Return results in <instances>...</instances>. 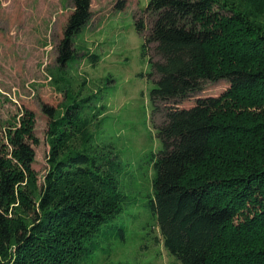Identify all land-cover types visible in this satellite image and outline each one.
<instances>
[{"label": "trees", "instance_id": "16d2710c", "mask_svg": "<svg viewBox=\"0 0 264 264\" xmlns=\"http://www.w3.org/2000/svg\"><path fill=\"white\" fill-rule=\"evenodd\" d=\"M71 1L63 63L92 16L90 0ZM135 26L155 81L161 147L147 205L164 249L181 264H264V0H149ZM220 80V94L177 105ZM98 94L69 96L59 116L48 109L40 184L20 131L0 136V264H80L99 236L124 238L110 221L130 197L118 190L115 157L93 147Z\"/></svg>", "mask_w": 264, "mask_h": 264}, {"label": "rangeland", "instance_id": "374dc122", "mask_svg": "<svg viewBox=\"0 0 264 264\" xmlns=\"http://www.w3.org/2000/svg\"><path fill=\"white\" fill-rule=\"evenodd\" d=\"M118 1L90 0L92 16L72 37L76 54L63 63L58 45L72 1L0 0V136L20 131L34 151L30 169L40 184L47 170L48 109L59 116L69 96L98 91L105 109L91 127L93 147L107 159L115 157L118 190L130 199L110 221L122 226L124 238L99 236L98 247L80 264H181L164 249L147 205L161 141L150 100L155 81L148 56L141 55L144 38L135 20L149 0H122V8L115 6ZM85 53L96 54L98 62L92 65ZM226 87L224 80L207 83L177 105L190 106Z\"/></svg>", "mask_w": 264, "mask_h": 264}]
</instances>
